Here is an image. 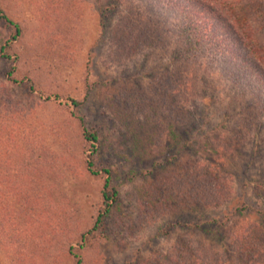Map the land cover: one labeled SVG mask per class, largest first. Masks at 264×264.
Wrapping results in <instances>:
<instances>
[{
    "label": "rangeland",
    "instance_id": "obj_1",
    "mask_svg": "<svg viewBox=\"0 0 264 264\" xmlns=\"http://www.w3.org/2000/svg\"><path fill=\"white\" fill-rule=\"evenodd\" d=\"M184 5L0 0L21 31L0 53V264L234 262V224L264 250L260 105L230 63L187 50L172 26ZM9 30L0 18V45ZM103 169L117 199L87 233ZM212 219L226 246L186 226Z\"/></svg>",
    "mask_w": 264,
    "mask_h": 264
},
{
    "label": "trees",
    "instance_id": "obj_2",
    "mask_svg": "<svg viewBox=\"0 0 264 264\" xmlns=\"http://www.w3.org/2000/svg\"><path fill=\"white\" fill-rule=\"evenodd\" d=\"M184 4L176 7V13L172 18L176 35L184 42L189 52L200 54L202 57L217 56L218 60L221 58L230 63L231 69L228 70L230 71L228 74L234 82L238 81L236 80L238 77H246L250 82L249 94L260 105V109H257L258 112H254V115L264 118V0H184ZM0 18L10 27L9 37L0 45V53L9 58L10 42L19 38L21 31L19 25L4 16L1 9ZM11 73L12 68L7 72L8 77ZM252 108L254 106H251ZM171 135L175 139L178 133L172 132ZM82 137L91 144L98 141L96 133L87 129L82 130ZM91 149V153L96 152L93 146ZM86 166L91 174H97L91 169V159L87 161ZM102 173L104 179L100 195L101 208L87 233L99 229L103 217L117 199V190L110 182L108 170L103 169ZM256 197H261L264 201V187L257 190ZM245 209L242 208V212ZM247 209L250 212L251 209ZM256 213L260 214L264 221V211ZM201 225L206 227L202 228L203 232L214 234L219 245L226 246L224 241L226 238L217 235V227L214 229L209 227L217 225L216 219L204 220L200 224H186L187 227L194 229L200 228ZM234 225L235 229L227 236L228 239L236 236V242L239 243L233 253L236 257L234 262L220 261L219 255L214 258L207 255L202 259L193 258L194 264H264L262 244L259 243L260 240L255 244L252 239L255 231L250 226L249 228L244 226L245 229L240 230L236 224ZM75 258L76 264H80L77 255Z\"/></svg>",
    "mask_w": 264,
    "mask_h": 264
}]
</instances>
